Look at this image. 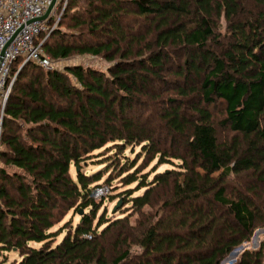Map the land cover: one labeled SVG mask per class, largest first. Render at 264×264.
<instances>
[{
  "label": "trees",
  "instance_id": "trees-1",
  "mask_svg": "<svg viewBox=\"0 0 264 264\" xmlns=\"http://www.w3.org/2000/svg\"><path fill=\"white\" fill-rule=\"evenodd\" d=\"M64 20L70 32L53 31L44 44L54 63L92 56L111 65L107 73L33 63L20 71L2 123L0 256L18 254L14 264H222L264 227V0H69ZM217 102L233 134L223 142ZM170 142L180 146L174 154ZM128 147L140 149L131 164L119 158ZM105 156L97 164L138 186L121 194V217L96 223L103 203L92 192L103 185L92 186L104 171L84 170ZM144 158L158 164L139 177ZM176 160L179 171L157 172ZM70 212H82L81 222L54 231ZM263 261L261 247L236 264Z\"/></svg>",
  "mask_w": 264,
  "mask_h": 264
},
{
  "label": "rangeland",
  "instance_id": "rangeland-1",
  "mask_svg": "<svg viewBox=\"0 0 264 264\" xmlns=\"http://www.w3.org/2000/svg\"><path fill=\"white\" fill-rule=\"evenodd\" d=\"M69 3V0H66L63 2L62 6L60 7V12L57 14V16L54 18L55 20L53 21V26H54V31H62V32H70L67 29V26L65 25V23H67L64 20V16H65V9L67 7ZM219 25V30L218 32L222 33V38H221V43L219 45L222 44V42L224 43V35L226 34V22L224 20L218 22ZM222 46V45H221ZM181 60V59H180ZM179 59H177V61H180ZM58 67L60 70H65L67 67L69 66H75V65H82L84 67H91L97 70H100L102 72L107 73L108 72V68L110 67V63H108L107 61H105L103 58H98V57H92V56H75L69 60H64V61H60L57 63ZM34 67H31L29 70V74H31L33 72ZM173 92L170 91V99H174L172 98ZM176 97V96H174ZM214 117H215V122L216 125L218 127V137L219 140L221 142L225 141V140H229L231 139V137L233 136V134L227 130V129H223L221 126V123L226 119L225 116V106L224 104H222L221 102H217L214 107L212 108ZM180 146L178 144L174 145V143L170 142V152H172L173 154L175 153V151L179 150ZM133 150L135 151V153L133 152ZM126 148L124 149V153L122 155L119 156V158L121 159L122 163H128L131 164L135 161H137V155L140 153V149L139 148ZM102 152V151H101ZM100 152H97L96 154H98ZM116 152L112 151L108 153V157H110L111 159H115V157H117ZM106 156L104 158H98L94 160V165H90L89 167H87L84 171L86 174L88 175H92L93 173H97L98 171H104L102 180L99 184H95L92 187H95L96 185H103V186H107L110 188L111 192L107 197H104L103 199L97 200L98 203H103V207L101 208L96 223L98 222L99 218H101L104 214H106L107 218H116V217H121V215L123 214L122 212L115 214L116 207L119 205V203H122L123 205V201L124 198L121 196V194H123L125 191L129 190V189H133L135 190L138 186V183H134L130 186H125L122 182V179L127 175L124 174L123 177L120 176V172L119 170L117 171V169H113L110 167H108L109 164H104V165H100L97 163H102V162H98V161H103L102 159H105ZM148 158L147 160L144 159H140L139 162H137L136 168L141 167L142 172L141 174H139V177H141L142 175H147L149 173H152V171H154L155 167L158 164V160H155L152 163H148ZM181 164V162L179 160L170 162V164H164L162 166H160L157 170V172H167V171H173V170H177L179 171V165ZM157 169V168H156ZM134 171V170H133ZM71 174L74 177V179H76V170L74 167H72L71 169ZM152 175L150 177V180L153 179ZM110 182V183H108ZM178 184L183 183V179H179ZM144 190L138 192L135 194V196H139L141 194H143ZM145 211H148V208L145 209ZM138 216L137 215H133L131 218V223L135 224V222L137 221ZM72 219V226L75 228L82 220V216L79 214H76L73 216V213L70 212L68 214V216L65 218V220L63 221V223H61L60 225H58L57 227L54 228V231L59 230L66 222H68L69 220ZM67 234V230L60 235V237H58V242L62 241L63 238L65 237V235ZM33 246L35 247H40V245H35L33 244ZM243 247L242 250L236 251L235 255L230 257V255L222 262V264H231L232 261H236L234 264L237 263V261L240 259V257L242 256V254L245 251H258L261 247H264V227L263 226H258L254 232L253 235L251 237L250 242L244 243L243 245H241ZM239 246V247H241ZM237 247V248H239ZM235 250V249H234ZM233 250V251H234ZM232 251V252H233ZM20 260V256L16 253H5L2 256H0V263L2 264H14L15 262ZM264 264V261H263Z\"/></svg>",
  "mask_w": 264,
  "mask_h": 264
},
{
  "label": "built area",
  "instance_id": "built-area-1",
  "mask_svg": "<svg viewBox=\"0 0 264 264\" xmlns=\"http://www.w3.org/2000/svg\"><path fill=\"white\" fill-rule=\"evenodd\" d=\"M53 1L0 0V151L6 104L20 71L30 63L46 70L59 69L46 55L44 44L66 0H57L50 18L41 21ZM110 192L109 187L100 186L93 190L92 198L100 200Z\"/></svg>",
  "mask_w": 264,
  "mask_h": 264
},
{
  "label": "water",
  "instance_id": "water-1",
  "mask_svg": "<svg viewBox=\"0 0 264 264\" xmlns=\"http://www.w3.org/2000/svg\"><path fill=\"white\" fill-rule=\"evenodd\" d=\"M56 2H57V0H54V1L52 2V4H51L49 10L47 11L46 15L41 19V21H47V20L50 18L51 13H52V11H53L55 5H56ZM27 65H28V64H26L25 66H27ZM25 66H24V67H25ZM24 67H23V68H24ZM121 206H122V203H119V205L116 207L115 211H116L117 209H119ZM81 215H82V212H81ZM242 249H243L242 246L239 247V248H236V249L230 254V257L234 256L235 253H236V251H239V250H242ZM235 262H236V261L234 260V261L231 262V264H234Z\"/></svg>",
  "mask_w": 264,
  "mask_h": 264
}]
</instances>
